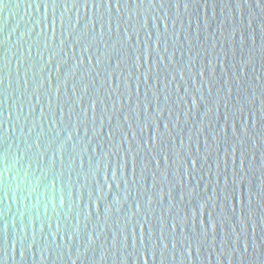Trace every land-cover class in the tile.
Segmentation results:
<instances>
[{"label": "water", "instance_id": "95a60500", "mask_svg": "<svg viewBox=\"0 0 264 264\" xmlns=\"http://www.w3.org/2000/svg\"><path fill=\"white\" fill-rule=\"evenodd\" d=\"M72 3L0 4V264H264V0Z\"/></svg>", "mask_w": 264, "mask_h": 264}, {"label": "snow or ice", "instance_id": "6c2138e0", "mask_svg": "<svg viewBox=\"0 0 264 264\" xmlns=\"http://www.w3.org/2000/svg\"><path fill=\"white\" fill-rule=\"evenodd\" d=\"M4 3V0H0V4H3ZM85 3L87 4V0H85ZM116 3L118 4L119 3V0H116ZM52 4L54 6H58L56 5V0H52ZM79 4H80V0H73V7L76 8V7H79ZM107 4L108 7H109V16H110V10H111V7H112V0H93V5L96 6V5H105ZM47 5L48 4H45L44 7L47 8ZM6 6V5H5ZM163 3H161L160 7H163ZM186 6V5H185ZM117 11H119V9H117ZM99 23L100 25V32H101V35H103V32H104V28H105V24H107V28L110 29L111 27V21L110 19L109 20H105L104 16H99V20L93 22V27H92V31L94 32L95 31V24L96 23ZM52 25H53V31H55V24H56V20L53 19L51 21ZM62 25L64 23L63 19L61 21ZM71 31V29H70ZM86 37V34L84 33H81L80 34V42H83L84 39ZM6 57H0V72L3 71V68L4 67H7V63H6ZM0 83H2V80H0ZM261 112L264 113V100H261ZM242 172H244L243 169H241ZM254 174V173H253ZM245 175H247V172H245ZM119 179V176L117 174H114L113 175V180H117ZM254 187V185H253ZM227 191V188L225 189ZM235 193V184H233L232 186V194L234 195ZM256 195H259L260 197H264V170H262L260 172V185H259V189L256 191L255 193ZM106 212L110 211V209H105ZM166 247V246H165ZM4 250L2 248H0V252H3ZM190 255V253H189Z\"/></svg>", "mask_w": 264, "mask_h": 264}, {"label": "clouds", "instance_id": "9594fccd", "mask_svg": "<svg viewBox=\"0 0 264 264\" xmlns=\"http://www.w3.org/2000/svg\"><path fill=\"white\" fill-rule=\"evenodd\" d=\"M34 190V189H33Z\"/></svg>", "mask_w": 264, "mask_h": 264}]
</instances>
